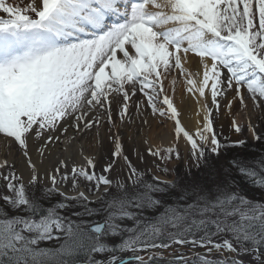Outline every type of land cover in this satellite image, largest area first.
Returning a JSON list of instances; mask_svg holds the SVG:
<instances>
[{"label":"snow or ice","instance_id":"1","mask_svg":"<svg viewBox=\"0 0 264 264\" xmlns=\"http://www.w3.org/2000/svg\"><path fill=\"white\" fill-rule=\"evenodd\" d=\"M0 140V264H264V0H0Z\"/></svg>","mask_w":264,"mask_h":264},{"label":"bare ground","instance_id":"2","mask_svg":"<svg viewBox=\"0 0 264 264\" xmlns=\"http://www.w3.org/2000/svg\"><path fill=\"white\" fill-rule=\"evenodd\" d=\"M165 83L167 85L169 82L166 81ZM184 88L186 90L185 85H184ZM185 90L182 88L179 82V79H178V83L175 86L174 91L170 88L169 94L172 96L174 105L177 107L178 111L182 113V119L184 123L187 124L189 123L187 119V116L189 114V109H191L192 121H195L197 117L195 116L196 108L192 109V105L190 104L188 100H186V96L184 95ZM155 127H156L155 122H153V131L149 134V138L153 140L156 139V135H157L155 131ZM127 129L130 130L129 126L126 124L125 128L123 129V132H126ZM125 146L131 150L129 142H127ZM141 148H143V146H141ZM79 151H83L86 155H94L99 151V148L96 145V141L92 137H90L89 139H83V140L74 139L72 143H69V144H64L62 141H58L56 145L53 146L52 155L58 157L59 159H64L65 156L79 152ZM6 158H10L8 154V146L2 140H0V160L6 159Z\"/></svg>","mask_w":264,"mask_h":264},{"label":"rangeland","instance_id":"3","mask_svg":"<svg viewBox=\"0 0 264 264\" xmlns=\"http://www.w3.org/2000/svg\"><path fill=\"white\" fill-rule=\"evenodd\" d=\"M194 59H196V60L198 61V58H194ZM179 82H180L182 88L185 90V88H184V83H183V78H179ZM184 92H185L184 95L186 96V100H188V101L190 102V104L192 105V109L196 108V104H195V101L193 100L192 96H191L190 94H188V93L186 92V90H185ZM237 106H238V101H237ZM252 122H253V123H256V117H255V116L252 117ZM223 123H224V125H225V127H224V129H223V132H224V135L227 136V135L229 134V128H228V123H229V121H228L227 119H225V120L223 121ZM125 126H126V124L124 125L123 129L125 128ZM123 129H122V130H123ZM217 129L219 130V125H217ZM129 131H130V130L127 129L126 132H124L125 135H127V133H128ZM245 134L247 135V133H245ZM90 137H91V136H89V137L86 138V139H89ZM231 138H232L233 140H236V139H239L240 136L233 134ZM126 143H127V142H126ZM258 143H259V142H256V145H255L254 150L256 149V146H257ZM252 145H253V142H252L251 139L249 138L248 148H251ZM248 148H243V149H233L234 151L231 152V151H232V150H231L230 152H231L233 155H243L244 153L250 152V151L248 150ZM141 149L143 150V148H141ZM129 151H131V150L129 149ZM232 154L229 153V157L233 156ZM145 155H146V153H145ZM225 163H226V161H225ZM169 167L171 168L172 165L170 164ZM177 168H178V170H180V169H182V166H177ZM160 175H161L162 179H163V178H166V179H171V178H172L171 175H169V176H167V177H165L163 174H160ZM148 178H151V177H148ZM84 183H85V182H84ZM65 187L68 188L69 185H65ZM250 195L253 196V197H257L256 199H258L259 197H260V199H261V198H264V197H262V196H259L260 193H256V196L253 195V194H251V193H250Z\"/></svg>","mask_w":264,"mask_h":264},{"label":"trees","instance_id":"4","mask_svg":"<svg viewBox=\"0 0 264 264\" xmlns=\"http://www.w3.org/2000/svg\"><path fill=\"white\" fill-rule=\"evenodd\" d=\"M262 149H264V145H261L260 143H258L255 150H252L250 152L244 153L242 156H245V157H247V158H249L251 160H256L259 157ZM233 151L234 150L232 149L231 152H233ZM231 152H230V154H232ZM259 167L260 166L257 164L256 165L257 170H259ZM248 193H251V194L256 196V193H260V192H259L258 189H248ZM259 196H261V194ZM57 199H59V198L57 197ZM258 199H260V197ZM42 246L47 247L48 245H42Z\"/></svg>","mask_w":264,"mask_h":264},{"label":"water","instance_id":"5","mask_svg":"<svg viewBox=\"0 0 264 264\" xmlns=\"http://www.w3.org/2000/svg\"><path fill=\"white\" fill-rule=\"evenodd\" d=\"M125 258H128V257H130V255H123Z\"/></svg>","mask_w":264,"mask_h":264}]
</instances>
